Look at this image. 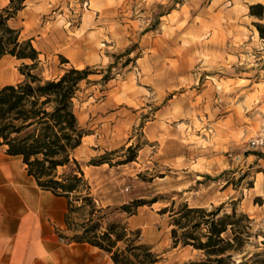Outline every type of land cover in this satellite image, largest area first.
Returning <instances> with one entry per match:
<instances>
[{"label":"rangeland","instance_id":"374dc122","mask_svg":"<svg viewBox=\"0 0 264 264\" xmlns=\"http://www.w3.org/2000/svg\"><path fill=\"white\" fill-rule=\"evenodd\" d=\"M8 3L0 0V8ZM256 3L264 6L25 0L9 22L39 52L31 73L52 80L89 68L73 99L86 135L72 157L103 210V227L118 221L139 230L141 243L159 255L156 264L203 257L190 246L173 247L171 215L182 204L207 211L222 205L216 218L233 207L246 214L249 236L233 260L264 264V40L249 13ZM31 64L2 57L0 86L24 80L20 68ZM134 200L146 203L134 215L115 210ZM89 212L84 206L72 218L80 223Z\"/></svg>","mask_w":264,"mask_h":264},{"label":"trees","instance_id":"16d2710c","mask_svg":"<svg viewBox=\"0 0 264 264\" xmlns=\"http://www.w3.org/2000/svg\"><path fill=\"white\" fill-rule=\"evenodd\" d=\"M24 1L9 0L5 7L0 8V59L9 55L32 62L20 68L24 80L0 86V146L5 148L6 154L21 157L27 174L34 178L40 189L66 200L65 225L68 231L73 232L67 237L69 241L97 247L107 253L114 264L158 263L159 255L152 246L141 243L139 230L128 231L118 221L103 227V210L93 203L89 186L72 157V152L86 135L74 112L73 99L79 84L90 75L89 68H70L52 80L30 72L39 62V52L30 39L22 40L20 30L9 23L23 8ZM249 13L258 18L254 25L264 40V6L252 4ZM105 162L100 161L99 164ZM71 165H75L77 170L70 174H57L58 168ZM82 188H86L85 194H81ZM75 201H81L83 205L76 207ZM145 204L142 200H134L115 210L132 216L138 207ZM87 205L90 207L88 217L76 222L72 215ZM222 209V205L207 211L182 204L179 210L172 211L173 247L179 244L190 246L203 256L185 264H235L233 255L240 251L249 236L250 219L246 214L238 213L235 207L230 213L216 218ZM166 211V208L162 210Z\"/></svg>","mask_w":264,"mask_h":264},{"label":"crops","instance_id":"0c3cea01","mask_svg":"<svg viewBox=\"0 0 264 264\" xmlns=\"http://www.w3.org/2000/svg\"><path fill=\"white\" fill-rule=\"evenodd\" d=\"M66 207L0 146V264H114L97 247L68 240Z\"/></svg>","mask_w":264,"mask_h":264}]
</instances>
